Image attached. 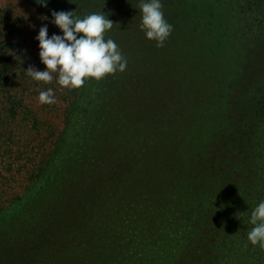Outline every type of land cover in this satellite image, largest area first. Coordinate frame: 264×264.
<instances>
[{
	"label": "trees",
	"instance_id": "obj_1",
	"mask_svg": "<svg viewBox=\"0 0 264 264\" xmlns=\"http://www.w3.org/2000/svg\"><path fill=\"white\" fill-rule=\"evenodd\" d=\"M139 4L48 0L51 13L104 12L105 39L128 60L87 84L98 110H85V132L114 140L113 170L90 179L64 162L58 197L0 244V264H129L123 231L141 264H264L247 239L264 200V0H162L163 47Z\"/></svg>",
	"mask_w": 264,
	"mask_h": 264
},
{
	"label": "rangeland",
	"instance_id": "obj_2",
	"mask_svg": "<svg viewBox=\"0 0 264 264\" xmlns=\"http://www.w3.org/2000/svg\"><path fill=\"white\" fill-rule=\"evenodd\" d=\"M52 20L50 10L36 0H0L2 247L7 243L15 245L8 240L18 238L24 227L34 222L58 197L56 187L62 180L64 184L68 171L63 168L64 162L72 158L70 164H74L77 171L82 169L90 179L113 170L107 163L112 161L114 140H103L107 134L104 136L97 131L85 132L88 123L84 118L85 110L96 109L91 103L96 92L93 86L87 87L89 81L79 89H68L60 86L56 78L46 84L28 75L30 67L46 68L39 56V41L35 39L40 27L47 24L49 36L62 35ZM5 64L8 65L4 69ZM48 88H53L56 102L41 104L39 92ZM99 147H102L101 154L91 156L86 151ZM121 235L126 247L120 250L121 254L128 257L129 264H141L136 245L139 241L134 238L128 243L127 231ZM171 237L176 239V233ZM121 243L117 249L124 247Z\"/></svg>",
	"mask_w": 264,
	"mask_h": 264
},
{
	"label": "clouds",
	"instance_id": "obj_3",
	"mask_svg": "<svg viewBox=\"0 0 264 264\" xmlns=\"http://www.w3.org/2000/svg\"><path fill=\"white\" fill-rule=\"evenodd\" d=\"M47 6L48 0H36ZM140 28L145 37L163 47L173 31V25L165 18L162 0H140ZM74 11H52V22L62 31L48 35V25L40 27L36 40L39 41V56L46 65L44 70L28 68V75L36 81L51 83L54 78L60 86L79 89L86 80H101L107 75L124 72L128 65L119 45L105 33L112 29L113 21L104 12H93L83 18ZM55 74V76H54ZM41 104L56 102L53 88L39 92ZM253 225L247 232L252 245L264 249V200L252 210L249 221Z\"/></svg>",
	"mask_w": 264,
	"mask_h": 264
}]
</instances>
